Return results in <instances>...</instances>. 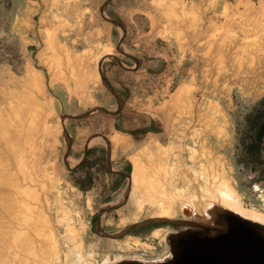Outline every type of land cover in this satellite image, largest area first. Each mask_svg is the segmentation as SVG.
Masks as SVG:
<instances>
[{"label":"rangeland","instance_id":"1","mask_svg":"<svg viewBox=\"0 0 264 264\" xmlns=\"http://www.w3.org/2000/svg\"><path fill=\"white\" fill-rule=\"evenodd\" d=\"M244 1L0 0V124L18 135L0 126L1 255L40 205L61 264L161 261L184 229L142 224L161 217L264 225V0Z\"/></svg>","mask_w":264,"mask_h":264},{"label":"water","instance_id":"2","mask_svg":"<svg viewBox=\"0 0 264 264\" xmlns=\"http://www.w3.org/2000/svg\"><path fill=\"white\" fill-rule=\"evenodd\" d=\"M153 222L178 224L184 229L167 238L170 260L135 264H264V225L233 211L218 208L203 221L157 218L142 224Z\"/></svg>","mask_w":264,"mask_h":264},{"label":"bare ground","instance_id":"3","mask_svg":"<svg viewBox=\"0 0 264 264\" xmlns=\"http://www.w3.org/2000/svg\"><path fill=\"white\" fill-rule=\"evenodd\" d=\"M245 3H246V0L244 1ZM208 4V3H207ZM227 4V3H226ZM247 4V3H246ZM228 5V4H227ZM226 5V6H227ZM245 5V4H244ZM247 6H248V4H247ZM256 7V6H255ZM259 7V6H258ZM262 7H264V6H262ZM226 8V7H225ZM246 8V6L244 7V9ZM227 9V8H226ZM254 9V8H253ZM197 10H198V8H197ZM201 10V9H200ZM227 11V10H226ZM225 11V13H227ZM243 11V10H242ZM261 11V10H260ZM212 12H214V11H212ZM234 12H237V11H234ZM241 12V11H240ZM257 12V11H256ZM264 12V11H263ZM232 13V12H231ZM238 13V12H237ZM262 13V12H261ZM260 14V13H259ZM263 14V13H262ZM196 15H198V14H196ZM213 15V14H212ZM233 15V14H232ZM235 15V14H234ZM240 16H241V14H239ZM243 15V14H242ZM224 16H226V15H224ZM231 15H229V17H230ZM236 16H237V14H236ZM233 17L232 16V18H237V17ZM187 18V17H186ZM244 18V17H243ZM248 18V17H247ZM250 19H251V17H250ZM253 19V18H252ZM245 20V19H244ZM249 20V19H248ZM198 21V20H197ZM228 21H230V18H229V20ZM232 21V20H231ZM223 22H225L224 20H223ZM238 22V21H237ZM249 22V21H248ZM209 23V22H208ZM227 23V22H226ZM231 23V22H230ZM229 23V24H230ZM244 23V22H243ZM254 23H256V22H254ZM260 24V23H259ZM264 24V23H263ZM228 25V24H227ZM245 25V24H244ZM239 26H241V25H238L237 27H239ZM245 26H247V25H245ZM255 27V26H254ZM257 27V26H256ZM263 27V26H262ZM221 28H222V26H221ZM245 28V27H244ZM244 28H243V30H244ZM246 29V28H245ZM260 29V28H259ZM261 29H263V28H261ZM248 30V29H247ZM253 30V29H252ZM251 30V31H252ZM257 30V29H256ZM249 32H250V29L248 30ZM208 32V31H207ZM220 32V31H219ZM244 32V31H243ZM254 32H255V29H254ZM258 32V31H257ZM263 32V31H262ZM261 32V33H262ZM256 35V34H255ZM259 35V34H258ZM263 35V34H262ZM259 36H261V35H259ZM224 37H226V35L224 36ZM263 37V36H262ZM261 38V37H260ZM219 40H221V38L219 39ZM258 40V39H257ZM247 42V41H246ZM248 42H249V40H248ZM247 42V43H248ZM255 42H257V41H255ZM250 43V42H249ZM251 43H253V42H251ZM248 45V44H247ZM249 49V48H248ZM252 51V50H251ZM249 55H251V54H249ZM253 55V54H252ZM251 55V56H252ZM261 55V54H260ZM241 56V55H240ZM254 56V55H253ZM260 57H262V55L260 56ZM254 58H256L255 56H254ZM257 58H258V56H257ZM257 60V59H256ZM250 61H252V60H250ZM261 61V60H260ZM264 61V60H263ZM250 63H255V62H250ZM258 66V65H257ZM253 70H255V69H253ZM252 70V71H253ZM251 71V72H252ZM254 72V71H253ZM256 72V71H255ZM255 72L253 73L254 75H255ZM245 73V72H244ZM257 74V73H256ZM253 75V76H254ZM254 85H256V82H255V84ZM260 86V85H259ZM190 101V100H189ZM191 102V101H190ZM190 106H192V104L190 105ZM20 109H14L13 110V114L14 115H12L11 116V120L13 121V120H18L19 122H22L23 121V119H22V116H23V114H21L20 113ZM27 111V110H26ZM17 112V113H16ZM11 120H10V122H11ZM1 122V121H0ZM2 123V122H1ZM185 125V124H184ZM0 126H1V129L3 130L2 131V133H3V136L4 137H6V139L8 138V134L9 133H11V135L13 134L15 137H16V139H17V136H16V134L17 133H12L13 131L11 130V129H7V127H8V125H7V127H4V125H1L0 124ZM21 127V124H20V126H19V128ZM4 128V129H3ZM190 134V133H189ZM15 139L13 140V142L11 143L12 144V146H13V148L15 147V145H16V143H15ZM183 141V140H182ZM8 142V141H7ZM151 143V142H150ZM119 144L121 145V146H123V148L124 147H126V145H127V143L125 142V141H119ZM180 144H181V142H180ZM9 145V144H8ZM147 145V144H146ZM186 145V144H185ZM175 148V147H174ZM15 149V148H14ZM131 149H132V147H131ZM159 150V149H158ZM174 150V149H173ZM172 150V151H173ZM175 153V152H174ZM173 153V154H174ZM178 154V153H177ZM170 155V154H169ZM180 156V155H179ZM160 158V157H159ZM159 158H158V160H159ZM170 158V157H169ZM178 158V157H177ZM18 159V158H17ZM151 159V158H150ZM179 159V158H178ZM185 159V158H184ZM148 161V160H147ZM16 162V161H15ZM19 162V161H18ZM161 162V161H160ZM163 162V161H162ZM162 164V163H161ZM163 164H164V162H163ZM162 164V165H163ZM186 164V163H185ZM168 165H169V162H168ZM175 165V164H174ZM12 166V165H11ZM149 167H151L150 165H148ZM151 169H152V167H151ZM155 169V168H154ZM164 169H165V167H164ZM168 170V169H167ZM3 171V170H2ZM38 171V170H37ZM162 171H164V170H162ZM171 171H173V170H171ZM3 172H5V171H3ZM9 172V171H8ZM7 172V173H8ZM40 172V171H39ZM169 173V172H168ZM39 174V173H38ZM43 174V173H42ZM41 174V175H42ZM166 174V173H165ZM9 175V174H8ZM28 176V175H27ZM36 177H38V176H36ZM42 179V178H41ZM40 179V180H41ZM33 180V179H32ZM44 180V179H43ZM30 181H31V179H30ZM30 181H29V184H30ZM34 181V180H33ZM225 182V181H224ZM35 183H38V182H36L35 181ZM34 183V184H35ZM42 183H43V181H42ZM18 184V183H17ZM32 184H33V182H32ZM38 184H40V182L38 183ZM44 185V184H43ZM225 185V184H224ZM30 186H32L31 184H30ZM41 186H42V184H41ZM40 186V189L42 188ZM221 186V185H220ZM36 188V187H35ZM39 188V187H38ZM216 189H217V186H216ZM220 189V188H219ZM224 189V188H223ZM43 190V189H42ZM228 191V190H227ZM227 193V192H226ZM231 192H229V193H227V194H230ZM156 194V193H155ZM218 194V193H217ZM14 195V194H13ZM162 195V194H161ZM225 196V195H224ZM229 196V195H228ZM13 197V196H12ZM16 197H19V195L18 196H16ZM20 198V197H19ZM159 198V197H158ZM166 198V197H165ZM18 199V198H17ZM20 200H22V199H20ZM26 200H30V198L29 199H26ZM23 201V200H22ZM27 202V201H26ZM35 203H36V205H38V203L36 202V201H34ZM49 202V201H48ZM54 202V201H53ZM31 204H33V202H30ZM34 203V204H35ZM55 204V203H54ZM44 205V204H43ZM45 205H46V203H45ZM49 206V205H48ZM47 206V207H48ZM50 206H52V205H50ZM58 206H59V204H58ZM17 207V206H16ZM40 208H39V215L37 216V217H35V216H32V220L31 221H26V223H19V221L18 220H16V219H12L11 220V222H10V226L8 227V229H5L4 230V232L6 233L7 232V234H9V238H7L8 239V242H6V245H5V247H6V253H5V255H1V253H2V249L0 250V255L2 256V258H3V260H6V259H4V258H7V260L6 261H8V263L9 264H61V256L59 255V250H61L62 249V244L60 243V240L57 238L56 239V231L54 232V229H53V222L51 221V217H49L48 216V213H50V212H48L49 211V209H42L41 207V205L39 206ZM56 207H54V209H55ZM63 208V207H62ZM38 209V208H37ZM51 209H52V207H51ZM64 209V208H63ZM58 210H59V208H58ZM186 211H190V210H188V209H186ZM55 212V211H54ZM66 212V211H65ZM56 213V212H55ZM58 213V212H57ZM68 213V212H67ZM12 214H17L16 212H15V210H13V211H11V215ZM54 214V213H53ZM64 214V213H63ZM61 215H62V213H61ZM68 215V214H67ZM23 216V215H22ZM56 216V215H55ZM70 216V215H69ZM69 216H68V218H69ZM72 216V215H71ZM58 217V216H57ZM63 217H65V216H63ZM18 218V217H17ZM162 218V217H161ZM59 219V218H58ZM70 219H68V221H69ZM66 220H64V222H65ZM56 222H58L57 220H56ZM65 223H67V222H65ZM70 223V222H69ZM59 224H60V221H59ZM62 224V223H61ZM71 224V223H70ZM58 225V224H57ZM66 227V226H65ZM2 229V228H1ZM67 230H68V228H67ZM63 231V230H62ZM68 232V231H67ZM75 233V232H74ZM74 233H71V234H73L74 235ZM59 234V233H58ZM62 234V233H61ZM77 234V233H76ZM69 236H71V235H69ZM77 237V236H76ZM81 237V236H80ZM60 238V237H59ZM64 239V238H63ZM74 239V238H73ZM76 239V238H75ZM74 239V240H75ZM82 239V238H81ZM72 240V239H71ZM71 240H69L70 242H71ZM81 241V240H80ZM74 242V241H73ZM82 242V241H81ZM72 244V243H71ZM78 245V244H77ZM82 245V244H81ZM65 246V245H64ZM73 247L75 248V246L73 245ZM70 248H71V246H70ZM73 248V249H74ZM83 248V247H82ZM67 250H68V248H66ZM75 250V249H74ZM62 251V250H61ZM68 251H70V250H68ZM73 251V250H72ZM78 251V250H77ZM71 252V251H70ZM75 252H76V250H75ZM68 253V252H67ZM66 253V254H67ZM65 255V254H64ZM65 257V256H64ZM153 257V256H152ZM66 258V257H65ZM71 259H72V257H71ZM171 259V251L169 250V248H168V254L167 255H165V260L166 261H168V260H170ZM67 260V259H66ZM65 260V261H66ZM70 261V260H69ZM69 261L67 260V264L69 263ZM71 262V261H70ZM120 262H125V263H122V264H135V263H142L143 261L142 260H135V259H127V258H125V259H122Z\"/></svg>","mask_w":264,"mask_h":264},{"label":"trees","instance_id":"4","mask_svg":"<svg viewBox=\"0 0 264 264\" xmlns=\"http://www.w3.org/2000/svg\"><path fill=\"white\" fill-rule=\"evenodd\" d=\"M261 135V134H260ZM254 145H255V143H254Z\"/></svg>","mask_w":264,"mask_h":264}]
</instances>
